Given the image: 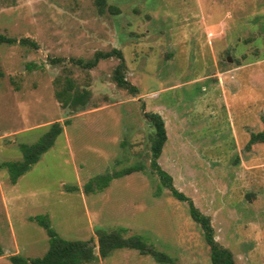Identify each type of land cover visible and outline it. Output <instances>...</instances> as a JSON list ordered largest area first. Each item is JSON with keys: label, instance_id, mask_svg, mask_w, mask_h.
<instances>
[{"label": "rangeland", "instance_id": "1", "mask_svg": "<svg viewBox=\"0 0 264 264\" xmlns=\"http://www.w3.org/2000/svg\"><path fill=\"white\" fill-rule=\"evenodd\" d=\"M93 2L0 0V35L36 45H0V264L46 252L42 217L66 241L125 231L175 264H209L186 202L148 167L150 112L166 137L158 169L235 264H264V144L245 147L264 133V0H105L101 13ZM110 49L136 94L115 86L114 58L91 70L68 61ZM55 122L62 132L12 184L1 165ZM81 264L161 263L118 249Z\"/></svg>", "mask_w": 264, "mask_h": 264}, {"label": "trees", "instance_id": "2", "mask_svg": "<svg viewBox=\"0 0 264 264\" xmlns=\"http://www.w3.org/2000/svg\"><path fill=\"white\" fill-rule=\"evenodd\" d=\"M98 12L101 13L105 0H93ZM19 44L22 46L36 49L34 42L26 39H14L0 35V45H12ZM114 58L117 60V64L112 70V81L115 86L127 91L130 94H136L137 89L131 85L125 79V63L121 52L118 49H110L109 51H96L91 58L87 60L81 59H68L70 63L78 66L84 70L93 69L99 61ZM61 59L51 60V63H59ZM86 92V91H84ZM58 100L61 97L60 93H56ZM86 94V93H85ZM65 95V93H64ZM63 98V97H61ZM81 94H75L72 97V101L75 104H79L81 107L86 103L82 100ZM144 118L150 123L152 128V135L149 143V169L157 175L161 182L162 188L165 189L169 195L178 202H186L187 213L192 222L198 225L201 230L202 238L208 249L209 264H235L230 252L221 247L215 240L213 235V229L210 224V220L207 216L201 214L192 204L189 199L173 188L170 176L165 172L158 169L157 159L161 153V149L165 142V130L162 119L157 113H143ZM67 125V122H64ZM62 132V125L55 122L50 124L46 130L41 134L36 142L31 145H18L20 152V160L13 162H5L1 166L6 169L9 180L13 184L22 174L29 170L34 165L41 154H43L54 142L55 138ZM255 143L264 144V133H252L249 135V139L246 142V148ZM141 170L136 166L133 168H127L124 171L113 174L101 176V182L98 187L104 188V184L109 182L111 178L128 175L134 171ZM100 177V178H101ZM37 224L44 230L47 237V250L37 259L27 260L17 255L9 257L11 264H81L85 262L95 261L97 258H103L113 250L118 249H131L137 251L140 255H149L154 261L161 264H175L172 259L167 257L161 252L148 247L143 240L136 235H128L125 237V231H100L96 234L95 246H88L87 243L78 241H66L59 238L50 228L45 218L35 219ZM96 248V255L94 249ZM1 255V252H0Z\"/></svg>", "mask_w": 264, "mask_h": 264}, {"label": "water", "instance_id": "3", "mask_svg": "<svg viewBox=\"0 0 264 264\" xmlns=\"http://www.w3.org/2000/svg\"><path fill=\"white\" fill-rule=\"evenodd\" d=\"M229 61V60H228Z\"/></svg>", "mask_w": 264, "mask_h": 264}]
</instances>
